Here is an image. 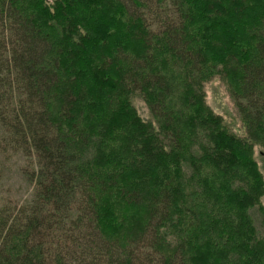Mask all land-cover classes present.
<instances>
[{
	"label": "trees",
	"instance_id": "trees-1",
	"mask_svg": "<svg viewBox=\"0 0 264 264\" xmlns=\"http://www.w3.org/2000/svg\"><path fill=\"white\" fill-rule=\"evenodd\" d=\"M73 1L0 0V264H264L248 213L264 194L250 147L205 130L211 119L183 105L188 79L222 59L206 54L203 20L226 18L225 34L249 46L235 106L264 143V0H76L85 20ZM115 35L129 42L96 55ZM136 93L156 127L129 110ZM193 144V168L207 177L181 174L178 157ZM15 157L24 189L12 196L3 180ZM240 172L251 189L229 181ZM132 208L133 218L120 215ZM116 219L132 227L120 234Z\"/></svg>",
	"mask_w": 264,
	"mask_h": 264
},
{
	"label": "rangeland",
	"instance_id": "rangeland-1",
	"mask_svg": "<svg viewBox=\"0 0 264 264\" xmlns=\"http://www.w3.org/2000/svg\"><path fill=\"white\" fill-rule=\"evenodd\" d=\"M47 1L51 2V4L54 2V0H47ZM259 1L262 2V0H259ZM73 8L79 9L78 11L79 13H77V15H80L82 20L83 19L85 20L83 16L84 14L85 15L89 14L88 12H86V9H85L86 6L85 5L81 6V4L77 3L76 0L73 1L72 10ZM252 10L253 12H257L259 11V8H254ZM200 12H204L203 9H199L198 13ZM246 13L247 12H245V14ZM203 21L206 24V27L208 28V31H207L208 33H205V36L203 38V41H205L206 48H207L206 54H208L209 59L211 58V56L213 57V55L222 56V59L220 62L209 63L206 66V69L202 71L203 74H200L199 76L196 75L197 77L194 79V81H193V78H191L190 80L187 78L188 84L186 85V98L183 102V105L190 106V108H193V109H195V106H198V109L201 110L200 113H203L204 115H206V119H211V120H207L204 125L199 124L205 130L211 131V129H215V127H217L218 128L217 130L224 132V133L228 132L230 134H233L234 136L239 138L241 141H244L245 144H247V146L250 147L249 155L256 163V167L260 175L263 178V184H264V143L262 142V138L259 137V134H253L247 130L242 118L240 117L236 109L235 101L233 97V89H234L233 84L239 72V65H237L238 64L237 62H240V60L247 55V50L249 48L248 44L244 42V40H246L247 37L245 36L243 38L239 34L237 35L234 34L231 36H229V34L226 35L225 32H228V29H229V27L223 24V21H226V18H224L222 21H215V23L208 21V19H204ZM198 25L199 24L195 25L194 27H191L190 30L192 28H195ZM191 34H192L191 36L195 35L196 37V35H198L199 38L201 37L199 34H197V31L195 29L193 30V33ZM222 34L224 38L223 36H221ZM119 36H122V35H115L112 38L113 41L110 40V44H108V42H105L104 44H102V46H98L95 51L96 55H99V56L101 55L103 57H106L107 55L112 53L113 52L112 49H114L113 42H115L116 40L120 39L124 43L129 42V40H127L128 36H122V37H119ZM231 39L236 41V43L234 42L235 44H233L230 41ZM109 45H112V46L110 47ZM103 57L100 58L99 60L105 61ZM73 60L75 59H72V61ZM80 60L81 59H78V60H75L74 62L76 61L79 62ZM95 92L96 90H94V93ZM84 103L85 101H81L80 102L81 106H83ZM127 103L129 104L128 107L130 106L129 110L130 108L134 110V112L141 119V121H143L146 124L150 123L152 127L157 126V123L154 117L151 115L149 108L147 107V104L145 103L141 95H139L138 93L134 95L132 94L131 97L128 98ZM52 106H53V102H52ZM91 107H95V106H91ZM91 107L86 106V109H89ZM98 109H100V107ZM203 114L201 115L204 116ZM176 117L178 119V122H180L182 126H186L187 124L186 120H189V121L191 120L189 114L187 112L185 113L182 112L181 109H179V113L177 114ZM214 118L218 121H216ZM178 122H177V125H179ZM196 123L198 124V122ZM207 133L208 131L197 132L198 141L202 143L205 142V144H210L209 146H213V144L217 142L216 138L218 137L211 138V135L215 133H212L211 135H209L210 137H208L206 135ZM118 139H120L121 142H123V144L126 142V140L122 137ZM134 144L136 143L134 142ZM145 148L146 147H144V149ZM143 152L144 154H146L145 151ZM198 155H200V153L197 150V144H193V147H189L188 150L185 149L181 153V155H179L178 161H179L181 174H184L185 176L188 175L189 177L191 170L194 169L198 171L199 175H201L199 176V179L204 178L205 176L207 177L206 172L203 171L204 168L206 167L205 165H202L203 169H198L201 167L193 168V166L196 165V159L198 158ZM136 161H139L140 163L138 166L146 165L145 162H142L141 160H136ZM20 164L21 162L16 157L11 159L8 162L9 169H8V172L6 173L5 180H3L4 181L3 183L5 184L4 189L7 190L10 187L12 196H16L17 190L21 191L23 187V184L17 173V166ZM232 176L233 177L230 178L229 181L231 180V183L234 184L235 188H238V186L245 184L246 189L248 190L251 189L249 187L251 186L250 183L246 182L244 175L241 172H240V175L238 176L239 179H237L235 175H232ZM195 181H198V178L193 179L194 183ZM22 193L24 194V190L22 191ZM5 194L3 193L1 194V196L6 197ZM247 202L249 205L248 213L257 230V236L258 235L264 236V226L262 225V212H260V209H259L260 207L258 205V204H261L262 208H264V194L260 196L259 202L251 201V200ZM120 210L121 209H119L118 207L117 213H119ZM133 211H134L133 208L126 209L124 213L120 212V215H125V218H128V216H130V218H133L131 216V213ZM118 218H120L119 215H118ZM116 220L118 223V228H120L119 230L120 234H123V232L126 229V226L129 228L132 227V226L130 227L129 224H127V219H126V222L124 221V219H121V220L116 219ZM121 224L124 225V228L120 227Z\"/></svg>",
	"mask_w": 264,
	"mask_h": 264
}]
</instances>
